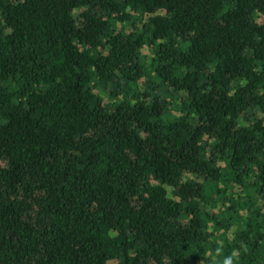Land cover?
I'll return each instance as SVG.
<instances>
[{
  "label": "trees",
  "instance_id": "trees-1",
  "mask_svg": "<svg viewBox=\"0 0 264 264\" xmlns=\"http://www.w3.org/2000/svg\"><path fill=\"white\" fill-rule=\"evenodd\" d=\"M229 257L264 264V0H0V264Z\"/></svg>",
  "mask_w": 264,
  "mask_h": 264
},
{
  "label": "clouds",
  "instance_id": "clouds-1",
  "mask_svg": "<svg viewBox=\"0 0 264 264\" xmlns=\"http://www.w3.org/2000/svg\"><path fill=\"white\" fill-rule=\"evenodd\" d=\"M224 264H232V259L231 257L227 258L224 262Z\"/></svg>",
  "mask_w": 264,
  "mask_h": 264
},
{
  "label": "rangeland",
  "instance_id": "rangeland-1",
  "mask_svg": "<svg viewBox=\"0 0 264 264\" xmlns=\"http://www.w3.org/2000/svg\"><path fill=\"white\" fill-rule=\"evenodd\" d=\"M107 101V100H106ZM172 195V194H171ZM173 196V195H172Z\"/></svg>",
  "mask_w": 264,
  "mask_h": 264
}]
</instances>
